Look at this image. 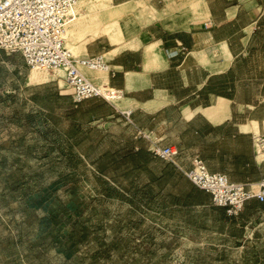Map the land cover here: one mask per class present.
<instances>
[{
  "label": "rangeland",
  "instance_id": "obj_1",
  "mask_svg": "<svg viewBox=\"0 0 264 264\" xmlns=\"http://www.w3.org/2000/svg\"><path fill=\"white\" fill-rule=\"evenodd\" d=\"M112 4L80 5L74 56L97 38L125 48L137 37L138 10ZM79 69L98 85L107 76ZM59 71L0 52V264H264V223L245 242L235 228L220 236L214 215L184 208L188 184L160 177L161 162L135 168L124 142L97 139L89 121L109 103L76 104Z\"/></svg>",
  "mask_w": 264,
  "mask_h": 264
},
{
  "label": "crops",
  "instance_id": "obj_2",
  "mask_svg": "<svg viewBox=\"0 0 264 264\" xmlns=\"http://www.w3.org/2000/svg\"><path fill=\"white\" fill-rule=\"evenodd\" d=\"M113 3L138 10V35L125 48L106 37L87 44L84 57L111 56L101 82L115 97L91 100L110 106L88 125L97 126V139L109 137L124 142L130 153H149L150 163L162 164L160 177L168 167L165 176L171 170L178 183L188 184L179 194L184 208L214 215L220 236L235 228L242 234L237 241H247L251 227L264 223V202L252 200L239 217H230L184 171L198 156L210 172L233 182L249 186L264 179V148L259 149L264 144V0ZM174 51L179 55L172 57ZM84 137L90 139V132ZM154 145L175 148L182 169L155 157Z\"/></svg>",
  "mask_w": 264,
  "mask_h": 264
},
{
  "label": "built area",
  "instance_id": "obj_3",
  "mask_svg": "<svg viewBox=\"0 0 264 264\" xmlns=\"http://www.w3.org/2000/svg\"><path fill=\"white\" fill-rule=\"evenodd\" d=\"M80 1L0 0V52L20 54L29 68L50 72L63 69V79L76 104L94 99L110 102L114 93L109 84H95L79 69L82 65L92 71L106 70L109 63L103 55L76 57L66 45L65 36L76 19L73 11ZM170 55L176 57L179 52ZM151 153L182 169L175 148L154 145ZM184 174L194 186L210 194L213 204L224 208L230 217H239L252 200L264 202V179L249 186L233 182L225 174L210 172L198 156Z\"/></svg>",
  "mask_w": 264,
  "mask_h": 264
},
{
  "label": "bare ground",
  "instance_id": "obj_4",
  "mask_svg": "<svg viewBox=\"0 0 264 264\" xmlns=\"http://www.w3.org/2000/svg\"><path fill=\"white\" fill-rule=\"evenodd\" d=\"M87 1H89V0H81L80 2H79V4L74 8V14H76V19H75V21L69 26V28H68V30H67V33H66V36H65V40L70 44V46L73 48L74 46H75V43H74V39L72 38V33L71 32H73L72 30H73V28H72V30H71V27H76L78 24H77V22H79L80 21V15H79V10H77L78 9V7L82 4V3H84V2H87ZM127 6L128 5H126V4H124V5H119V6H115L114 4H112L111 5V8L113 9V10H115L118 14H122V12H121V10H126V9H128L127 8ZM118 10V11H117ZM155 10V9H154ZM155 12H156V10H155ZM87 14H89V13H87ZM110 14H112V13H110ZM150 14V11L148 12V15ZM153 14V13H152ZM123 15V14H122ZM114 16V15H113ZM124 16V15H123ZM94 17V16H93ZM154 17V16H153ZM121 34H123V35H125V33L122 31L121 32ZM105 35H107V34H105ZM108 37L110 36V37H112L111 36V34H108L107 35ZM104 57V56H103ZM79 67H81V68H84V69H89V68H87V67H84V66H82V65H79ZM31 69H36V70H41V69H38V68H31ZM57 70H60L59 71V73H58V75H57V77H61L62 75H63V73L61 72V70H63V69H57ZM90 70V69H89ZM41 71H45V70H41ZM64 71V70H63ZM99 71H104V72H107L108 73V71H109V67L106 69V70H99ZM45 72H49V71H45ZM65 72V71H64ZM66 84V83H65ZM113 100H115V97H113L112 99H110V101L112 102ZM264 142V141H263ZM264 148V144L263 145H261L260 144V146H259V149L260 150H262Z\"/></svg>",
  "mask_w": 264,
  "mask_h": 264
},
{
  "label": "trees",
  "instance_id": "obj_5",
  "mask_svg": "<svg viewBox=\"0 0 264 264\" xmlns=\"http://www.w3.org/2000/svg\"><path fill=\"white\" fill-rule=\"evenodd\" d=\"M127 155H125L126 157H128L129 159H132L134 162H136L135 164V168H144L147 164H149L150 162H152V159H151V155L147 152H144V151H140V152H129L127 151L126 152ZM141 162V163H140ZM153 162H159L158 160H153ZM167 170H168V167H166L164 170H163V177L165 176V174L167 173Z\"/></svg>",
  "mask_w": 264,
  "mask_h": 264
}]
</instances>
